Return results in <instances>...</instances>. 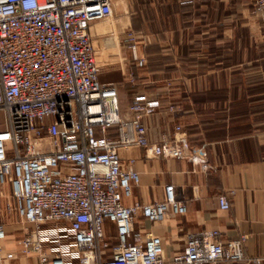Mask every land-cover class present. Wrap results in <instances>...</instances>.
<instances>
[{
  "label": "built area",
  "instance_id": "built-area-1",
  "mask_svg": "<svg viewBox=\"0 0 264 264\" xmlns=\"http://www.w3.org/2000/svg\"><path fill=\"white\" fill-rule=\"evenodd\" d=\"M253 13L264 27V0ZM112 16V0H0V186L11 184L29 225L22 253L40 264H261L264 256L246 255V236L224 242L216 229L192 232L184 250L167 258L161 237L134 233L139 213L156 223L187 206L173 185L164 200L126 205L141 177L133 160L123 166L120 149L137 145L147 158L183 159L189 139L177 125L171 140H150L144 117L161 107L158 100L135 96L132 116L121 114L117 87L101 77L124 71V61L101 65L89 33L92 21ZM189 159L207 165L199 151ZM218 201L231 207L225 194Z\"/></svg>",
  "mask_w": 264,
  "mask_h": 264
},
{
  "label": "crops",
  "instance_id": "crops-1",
  "mask_svg": "<svg viewBox=\"0 0 264 264\" xmlns=\"http://www.w3.org/2000/svg\"><path fill=\"white\" fill-rule=\"evenodd\" d=\"M255 1L112 0V18L90 23L98 62L124 61V71L101 77L117 87L121 114L131 117L133 98L145 96L161 103L144 117L153 143L171 140L177 125L188 132L183 159L147 158L137 145L120 149L123 166L133 160L141 177L126 205L164 200L173 185L187 206L161 222L140 213L135 220L134 233L161 237L167 258L184 250L189 233L206 229L218 230L224 242L246 236V255L264 256V27ZM193 151L207 165L192 162ZM221 194L229 209L220 208ZM0 225V264H40L22 253L29 225L10 183L0 186Z\"/></svg>",
  "mask_w": 264,
  "mask_h": 264
},
{
  "label": "rangeland",
  "instance_id": "rangeland-1",
  "mask_svg": "<svg viewBox=\"0 0 264 264\" xmlns=\"http://www.w3.org/2000/svg\"><path fill=\"white\" fill-rule=\"evenodd\" d=\"M115 231H116V227L114 225L110 224V229H109V232H108V237H109V240H110L109 246H111V245L113 246L117 242V237H116L117 233ZM32 257H35V256H32Z\"/></svg>",
  "mask_w": 264,
  "mask_h": 264
}]
</instances>
